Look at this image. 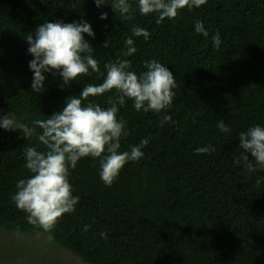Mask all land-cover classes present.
I'll return each mask as SVG.
<instances>
[{
	"label": "trees",
	"instance_id": "1",
	"mask_svg": "<svg viewBox=\"0 0 264 264\" xmlns=\"http://www.w3.org/2000/svg\"><path fill=\"white\" fill-rule=\"evenodd\" d=\"M108 2L98 9L93 0H0V117L11 113L32 127L85 84L102 82L92 74L64 85L58 74L45 73L44 91L31 90L33 57L24 38L57 20L91 25L95 39L85 38L101 72L118 57L132 60L137 74L145 71V61L164 64L177 83L172 106L144 113L126 101L117 117L127 121L129 132L121 151L148 138L143 157L128 162L110 187L101 181L96 160L81 159L69 175L79 202L51 234L27 224L11 200L17 181L29 175L24 149L38 142L19 129L0 128V227L45 233L83 264H264V170L249 173L238 147L240 132L264 126V0H207L160 24L156 14L141 16L138 9L132 19H122ZM198 20L207 37L195 32ZM133 26L150 38H134L137 52L124 57ZM217 33L219 49L212 42ZM106 38L108 47L102 44ZM110 95L114 90L90 99L108 107ZM164 115L171 120L161 127ZM220 120L230 133L219 131ZM207 145L215 152H195Z\"/></svg>",
	"mask_w": 264,
	"mask_h": 264
},
{
	"label": "clouds",
	"instance_id": "2",
	"mask_svg": "<svg viewBox=\"0 0 264 264\" xmlns=\"http://www.w3.org/2000/svg\"><path fill=\"white\" fill-rule=\"evenodd\" d=\"M99 9L108 0H93ZM207 0H113L112 11L120 13L122 19H132L138 9L141 16L156 14V23L166 18L174 20L184 8H199ZM102 13L100 19H107ZM195 32L207 37L209 34L202 21H196ZM95 39L91 25L84 20L64 23L45 22L40 24L24 40L28 44L27 54L33 58L28 67L33 73L31 90L42 93L45 89V73L55 78L58 74L61 83L70 85L80 77L98 74L103 77L99 84H85L79 95L65 99L64 106L45 119L33 121L28 127L9 113L0 117V128L7 131L21 130L26 138L35 136L37 146L24 149V167L29 173L16 183V192L11 200L16 208L25 213L27 224L51 234L52 229L64 214L75 211L80 197L73 196L69 182L71 170L83 158L98 162V175L106 187L112 186L120 171L128 162H136L144 155L142 149L148 144V138L121 151V140L129 135L127 121L118 119L121 107L127 100L132 102L136 112L160 114L172 106L177 88L172 71L161 62L153 59L145 61V71L137 74L131 70L132 60L117 58L104 64L101 72L99 61L94 56V46L85 37ZM150 38V32L133 26L131 35L125 38L124 57L137 52L134 38ZM214 46L219 49L222 41L219 33L212 36ZM108 47L107 38L102 42ZM108 107L91 100V97L103 96ZM86 102V103H85ZM171 116L164 115L160 121L162 127ZM220 132L232 130L223 120L218 121ZM39 128L41 131L36 132ZM238 147L242 150L240 159L249 173L264 170V126H250L238 134ZM43 150H40V148ZM197 154L215 152L213 145L198 147ZM251 157V159L249 158ZM238 163L240 161H237ZM259 183V180L257 181ZM88 226H85L87 231ZM106 238L105 233H101ZM51 238V235L50 237Z\"/></svg>",
	"mask_w": 264,
	"mask_h": 264
},
{
	"label": "rangeland",
	"instance_id": "3",
	"mask_svg": "<svg viewBox=\"0 0 264 264\" xmlns=\"http://www.w3.org/2000/svg\"><path fill=\"white\" fill-rule=\"evenodd\" d=\"M79 260L50 242L45 233L23 234L0 227V264H83Z\"/></svg>",
	"mask_w": 264,
	"mask_h": 264
}]
</instances>
